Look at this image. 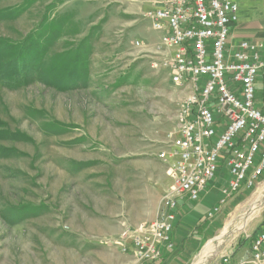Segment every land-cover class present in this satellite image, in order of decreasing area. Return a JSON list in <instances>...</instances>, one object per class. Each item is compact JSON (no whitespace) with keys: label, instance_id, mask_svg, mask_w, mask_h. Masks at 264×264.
Instances as JSON below:
<instances>
[{"label":"rangeland","instance_id":"374dc122","mask_svg":"<svg viewBox=\"0 0 264 264\" xmlns=\"http://www.w3.org/2000/svg\"><path fill=\"white\" fill-rule=\"evenodd\" d=\"M133 5L0 0V67L29 65L0 78V264H138L122 232L162 212L157 154L186 90L169 81L150 5ZM262 226L264 175L195 259L224 264Z\"/></svg>","mask_w":264,"mask_h":264},{"label":"built area","instance_id":"2783aa9c","mask_svg":"<svg viewBox=\"0 0 264 264\" xmlns=\"http://www.w3.org/2000/svg\"><path fill=\"white\" fill-rule=\"evenodd\" d=\"M170 55L169 81L186 90L176 127L159 150L171 185L153 220L122 236L130 240L138 264L153 262L174 246L171 232L179 202L194 203L226 169L222 197L208 212L220 211L232 194L248 190L264 175V42H228L237 20L232 0H164L146 12ZM224 264H264V226L238 257Z\"/></svg>","mask_w":264,"mask_h":264},{"label":"crops","instance_id":"0c3cea01","mask_svg":"<svg viewBox=\"0 0 264 264\" xmlns=\"http://www.w3.org/2000/svg\"><path fill=\"white\" fill-rule=\"evenodd\" d=\"M129 1L134 3L131 6L132 11H137L139 5L141 8L150 5L151 8H147L145 13L162 3V0L161 2L160 0H146L142 4L135 0ZM232 1L237 4V20L229 30L228 42L231 44L240 40L264 42V0ZM224 179L219 177L210 183L194 203L180 200L179 214L171 232L173 248L171 250L163 249L158 260L146 264H187L192 261L191 264H201V259H195L197 250H201L205 246L209 235L220 226L224 215L244 192V190H240L229 196L226 202L221 205L220 211L209 217L208 212L222 197L221 188L225 184L226 175H224ZM207 251L208 249L205 253H201V256L205 257Z\"/></svg>","mask_w":264,"mask_h":264},{"label":"trees","instance_id":"16d2710c","mask_svg":"<svg viewBox=\"0 0 264 264\" xmlns=\"http://www.w3.org/2000/svg\"><path fill=\"white\" fill-rule=\"evenodd\" d=\"M21 58V57H20ZM2 68L0 67V78H5L3 77L5 74L4 73H8L13 77V75L17 74V76H20L23 74L24 68L28 67L29 65H25L24 67L22 65H17V66H6L5 65H1ZM22 70V71H21ZM10 76V77H11ZM9 79V78H8Z\"/></svg>","mask_w":264,"mask_h":264},{"label":"bare ground","instance_id":"6f19581e","mask_svg":"<svg viewBox=\"0 0 264 264\" xmlns=\"http://www.w3.org/2000/svg\"><path fill=\"white\" fill-rule=\"evenodd\" d=\"M261 202V201H260Z\"/></svg>","mask_w":264,"mask_h":264}]
</instances>
